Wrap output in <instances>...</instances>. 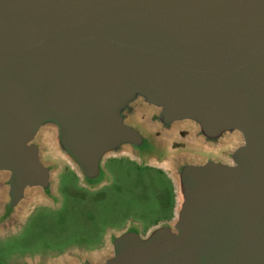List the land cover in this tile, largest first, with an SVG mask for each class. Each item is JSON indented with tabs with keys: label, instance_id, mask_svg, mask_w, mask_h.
Instances as JSON below:
<instances>
[{
	"label": "water",
	"instance_id": "95a60500",
	"mask_svg": "<svg viewBox=\"0 0 264 264\" xmlns=\"http://www.w3.org/2000/svg\"><path fill=\"white\" fill-rule=\"evenodd\" d=\"M43 130L85 185L123 154L175 184L171 220L68 264H264V0H0V229L54 198Z\"/></svg>",
	"mask_w": 264,
	"mask_h": 264
},
{
	"label": "rangeland",
	"instance_id": "374dc122",
	"mask_svg": "<svg viewBox=\"0 0 264 264\" xmlns=\"http://www.w3.org/2000/svg\"><path fill=\"white\" fill-rule=\"evenodd\" d=\"M48 132L40 134L41 155L43 162L55 167L51 179L54 198L48 199L39 189L28 193L17 221L0 229V264H68L70 256L76 255L98 263L110 255V234L135 223L146 233L157 221L174 217L177 196L164 171L128 157L107 159L104 185H85L76 169L55 150ZM231 145L221 140L215 154L209 149L202 152L220 158ZM1 182L0 178V204ZM102 238L105 243L98 249Z\"/></svg>",
	"mask_w": 264,
	"mask_h": 264
},
{
	"label": "flooded vegetation",
	"instance_id": "af4514ba",
	"mask_svg": "<svg viewBox=\"0 0 264 264\" xmlns=\"http://www.w3.org/2000/svg\"><path fill=\"white\" fill-rule=\"evenodd\" d=\"M179 144L178 143H174L173 144V146L174 147H176V146H178ZM121 157H128L130 160H132V161H135L136 163H140L141 165H144V166H153V167H156V168H158V169H160V170H162V171H164L165 172V174H167V176L170 178V180H171V182H172V184H173V186H174V191H175V193H176V190H175V184H174V181H173V179H172V177L169 175V172H168V170L166 169V167L165 166H162V165H159V164H155V163H152V162H148L147 160H143V159H139V158H136V157H133V156H131V155H127V154H123V155H119V156H110V157H108L107 159H116V158H121ZM106 159V160H107ZM105 160V161H106ZM105 163V162H104ZM105 171V170H104ZM106 173V172H105ZM107 174V173H106ZM108 177V176H107ZM104 185V184H103ZM169 221V220H168ZM164 222H167L166 220H163V221H157L156 223H155V225H157V224H159V223H164ZM136 225H138V223H135ZM139 226V225H138ZM142 234H144V233H142ZM105 243V238H102V241H101V245L98 247V249L99 248H101V246H102V244H104ZM95 250V249H94Z\"/></svg>",
	"mask_w": 264,
	"mask_h": 264
}]
</instances>
